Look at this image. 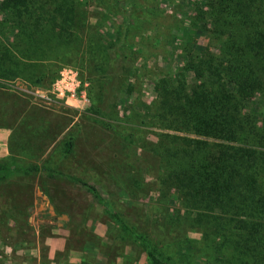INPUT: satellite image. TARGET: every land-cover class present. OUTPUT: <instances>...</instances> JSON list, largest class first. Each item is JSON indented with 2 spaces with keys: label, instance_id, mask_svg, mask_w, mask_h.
<instances>
[{
  "label": "rangeland",
  "instance_id": "374dc122",
  "mask_svg": "<svg viewBox=\"0 0 264 264\" xmlns=\"http://www.w3.org/2000/svg\"><path fill=\"white\" fill-rule=\"evenodd\" d=\"M200 2L77 0L66 57L43 61L39 83L25 74L0 79V163L69 171L98 195L57 172L0 181V264H147L138 237L169 264H229L238 256L231 246L218 247L222 240L204 237L183 207L169 203L175 193H164L152 154L165 133L148 122L154 86L183 74L195 85L184 72L183 49ZM130 17L138 25L127 27ZM2 39L11 42L12 35ZM196 41L219 54L208 36ZM260 106L264 119V101ZM68 142L75 147L64 159Z\"/></svg>",
  "mask_w": 264,
  "mask_h": 264
},
{
  "label": "trees",
  "instance_id": "16d2710c",
  "mask_svg": "<svg viewBox=\"0 0 264 264\" xmlns=\"http://www.w3.org/2000/svg\"><path fill=\"white\" fill-rule=\"evenodd\" d=\"M200 3L183 49L184 72L195 85L183 74L159 79L154 86L156 105L148 122L165 133L152 154L160 163L164 193H175L169 203L185 209L191 227L198 226L210 240H222L218 247H233L238 256H231L229 264H264V0ZM76 16L77 0H0V32L5 30L0 34V79L25 74L39 83L35 78L43 61L66 57ZM135 22L130 17L124 24ZM7 30L11 42L2 39ZM200 35L215 41L219 54L198 46ZM74 147L65 144L64 159ZM50 167H17L10 159L0 163V181L12 174L52 178L57 171ZM67 172L57 173L98 198L94 185ZM138 239L147 264H169L156 247Z\"/></svg>",
  "mask_w": 264,
  "mask_h": 264
},
{
  "label": "built area",
  "instance_id": "2783aa9c",
  "mask_svg": "<svg viewBox=\"0 0 264 264\" xmlns=\"http://www.w3.org/2000/svg\"><path fill=\"white\" fill-rule=\"evenodd\" d=\"M71 96L73 97V91H72V93H71Z\"/></svg>",
  "mask_w": 264,
  "mask_h": 264
}]
</instances>
